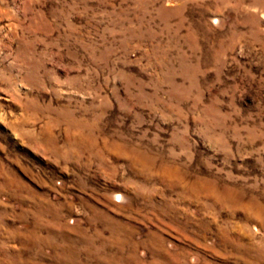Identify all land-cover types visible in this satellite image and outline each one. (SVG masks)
Returning a JSON list of instances; mask_svg holds the SVG:
<instances>
[{
	"label": "rangeland",
	"instance_id": "1",
	"mask_svg": "<svg viewBox=\"0 0 264 264\" xmlns=\"http://www.w3.org/2000/svg\"><path fill=\"white\" fill-rule=\"evenodd\" d=\"M0 264H264V0H0Z\"/></svg>",
	"mask_w": 264,
	"mask_h": 264
}]
</instances>
